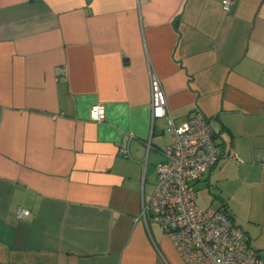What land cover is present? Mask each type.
Segmentation results:
<instances>
[{
  "label": "crops",
  "instance_id": "0c3cea01",
  "mask_svg": "<svg viewBox=\"0 0 264 264\" xmlns=\"http://www.w3.org/2000/svg\"><path fill=\"white\" fill-rule=\"evenodd\" d=\"M151 76L179 131L211 121L195 188L264 260V0H0V264H185L141 216L173 140Z\"/></svg>",
  "mask_w": 264,
  "mask_h": 264
},
{
  "label": "built area",
  "instance_id": "2783aa9c",
  "mask_svg": "<svg viewBox=\"0 0 264 264\" xmlns=\"http://www.w3.org/2000/svg\"><path fill=\"white\" fill-rule=\"evenodd\" d=\"M231 0H221L224 11ZM66 68L62 74H66ZM150 106L152 120L167 119L172 143L164 150L165 159L157 164L154 192L143 203L141 216H149L164 230L185 264H264L243 229L223 209L202 208L196 201L195 184L216 163L219 152L214 141L211 121L201 111L188 117V127L179 131L168 109L167 97L160 80L151 76ZM91 120H105L103 103L89 109ZM126 149L121 153L126 154ZM264 165V157L260 159ZM30 211L17 208V216Z\"/></svg>",
  "mask_w": 264,
  "mask_h": 264
},
{
  "label": "rangeland",
  "instance_id": "374dc122",
  "mask_svg": "<svg viewBox=\"0 0 264 264\" xmlns=\"http://www.w3.org/2000/svg\"><path fill=\"white\" fill-rule=\"evenodd\" d=\"M202 193L203 191L199 189L198 184H197L196 185V197H197L198 205L202 208H206L207 206H209V204L205 202V199L202 197Z\"/></svg>",
  "mask_w": 264,
  "mask_h": 264
}]
</instances>
